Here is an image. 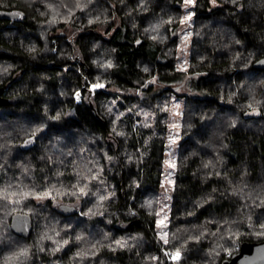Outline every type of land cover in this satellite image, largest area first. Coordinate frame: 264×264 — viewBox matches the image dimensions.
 Masks as SVG:
<instances>
[{
    "label": "trees",
    "instance_id": "1",
    "mask_svg": "<svg viewBox=\"0 0 264 264\" xmlns=\"http://www.w3.org/2000/svg\"><path fill=\"white\" fill-rule=\"evenodd\" d=\"M184 1L0 0V14L20 13L0 15V264H221L264 240V0H196L186 71ZM186 75L192 92L172 85ZM19 214L28 236L12 228Z\"/></svg>",
    "mask_w": 264,
    "mask_h": 264
},
{
    "label": "rangeland",
    "instance_id": "2",
    "mask_svg": "<svg viewBox=\"0 0 264 264\" xmlns=\"http://www.w3.org/2000/svg\"><path fill=\"white\" fill-rule=\"evenodd\" d=\"M196 0H185L183 4V20L181 26L176 31L179 37L178 57L177 65L181 70L186 71L188 68V62L191 52V39L193 35V19H194V5ZM216 4V3H214ZM189 76L172 85L179 86L182 91L192 92V89L188 86L187 82ZM101 87L93 84L92 89ZM103 87V86H102ZM163 87L162 84H155V89ZM80 93L77 95L79 96ZM77 96V97H78ZM184 99L178 96L172 97L169 107V136L167 140V151L164 164V179L161 188L159 201H158V218H157V231L159 237L163 241H167L170 221V209L172 202V191L175 182V174L177 171V160L183 140V134L181 132V122L183 120ZM54 204L58 207L62 205L61 201H55ZM64 204V203H63ZM74 206V205H73ZM61 209V208H60ZM62 210V209H61ZM64 211V210H63ZM172 260H179L182 256L181 252L173 251L169 252ZM178 254V257H177Z\"/></svg>",
    "mask_w": 264,
    "mask_h": 264
},
{
    "label": "water",
    "instance_id": "3",
    "mask_svg": "<svg viewBox=\"0 0 264 264\" xmlns=\"http://www.w3.org/2000/svg\"><path fill=\"white\" fill-rule=\"evenodd\" d=\"M0 15L15 18L19 17L20 13L2 12ZM254 67L264 69V56L254 63ZM4 92L5 88L0 87V106L11 103V99L5 96ZM60 207L66 212L75 210V206L69 204H62ZM12 228L16 233L28 236L31 232V221L28 216L15 215L12 219ZM221 264H264V240L242 242L238 251Z\"/></svg>",
    "mask_w": 264,
    "mask_h": 264
},
{
    "label": "snow or ice",
    "instance_id": "4",
    "mask_svg": "<svg viewBox=\"0 0 264 264\" xmlns=\"http://www.w3.org/2000/svg\"><path fill=\"white\" fill-rule=\"evenodd\" d=\"M262 227H264V226H262ZM177 257H178V254H177Z\"/></svg>",
    "mask_w": 264,
    "mask_h": 264
}]
</instances>
